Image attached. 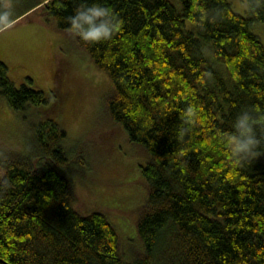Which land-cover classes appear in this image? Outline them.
I'll return each mask as SVG.
<instances>
[{
    "label": "trees",
    "instance_id": "16d2710c",
    "mask_svg": "<svg viewBox=\"0 0 264 264\" xmlns=\"http://www.w3.org/2000/svg\"><path fill=\"white\" fill-rule=\"evenodd\" d=\"M11 1V19L41 4L39 21L66 32L81 2ZM243 1L246 13L230 0H99L118 21L112 37L72 34L110 79L109 116L147 154L144 250L125 260L108 210L77 206L66 131L47 119L26 151L0 149V264H264V128L260 154L239 162L219 139L242 110L264 115V45L251 29L264 5ZM2 97L21 110L44 93L16 85L0 60ZM189 107L197 122L181 139Z\"/></svg>",
    "mask_w": 264,
    "mask_h": 264
},
{
    "label": "rangeland",
    "instance_id": "374dc122",
    "mask_svg": "<svg viewBox=\"0 0 264 264\" xmlns=\"http://www.w3.org/2000/svg\"><path fill=\"white\" fill-rule=\"evenodd\" d=\"M172 1L179 6L178 0ZM230 2L235 11L246 13L243 0ZM32 10L11 19L10 26H0V60L16 85L25 82L42 90L44 100L14 110L0 98V149L26 151L40 122H57L66 131L62 171L72 180L77 206L107 209L124 259L133 260L144 250L136 219L146 200L141 166L147 154L109 116L104 100L111 87L108 75L95 66L72 32L39 21L45 18L39 13L41 4ZM251 29L264 45V23L255 21Z\"/></svg>",
    "mask_w": 264,
    "mask_h": 264
},
{
    "label": "clouds",
    "instance_id": "9594fccd",
    "mask_svg": "<svg viewBox=\"0 0 264 264\" xmlns=\"http://www.w3.org/2000/svg\"><path fill=\"white\" fill-rule=\"evenodd\" d=\"M264 5V0H256V7ZM12 5L10 0L0 11V26L8 27L12 20ZM70 30L86 43H97L109 40L118 27V21L113 13L99 0H81L74 15L68 18ZM198 111L189 107L181 114V121L187 127L179 129V138L197 122ZM264 128V115H254L253 110L245 109L239 112L231 124V131L219 134V139L226 145L231 156L237 161L255 158L260 153L257 149L261 143L257 128Z\"/></svg>",
    "mask_w": 264,
    "mask_h": 264
},
{
    "label": "crops",
    "instance_id": "0c3cea01",
    "mask_svg": "<svg viewBox=\"0 0 264 264\" xmlns=\"http://www.w3.org/2000/svg\"><path fill=\"white\" fill-rule=\"evenodd\" d=\"M24 14H25V13H23L22 15H24ZM22 15H20V16H22ZM3 27H4V26H3ZM3 27H2V28H3Z\"/></svg>",
    "mask_w": 264,
    "mask_h": 264
}]
</instances>
